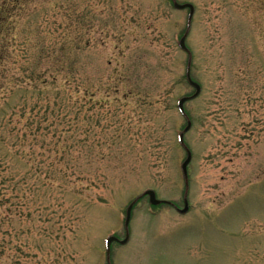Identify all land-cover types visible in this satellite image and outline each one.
Segmentation results:
<instances>
[{
    "label": "rangeland",
    "instance_id": "rangeland-1",
    "mask_svg": "<svg viewBox=\"0 0 264 264\" xmlns=\"http://www.w3.org/2000/svg\"><path fill=\"white\" fill-rule=\"evenodd\" d=\"M177 1L195 6L186 46L202 85L185 104L186 145L178 102L195 92L180 47L189 8L173 0H0V35L2 22L13 30L10 57H2L0 38V109L1 79L22 81L13 97L26 111L44 98L33 75L79 81L71 89L76 108L44 98L60 102L50 122H67L61 138L73 152V163H63L69 192L48 196L56 209L48 221L28 217L33 195L24 184L17 193L31 207L21 206L12 224L4 220L0 114V264H109L107 238H125L127 207L149 188L176 205L142 198L129 242L112 245L111 264H264V0ZM185 146L193 158L190 207L181 213ZM26 161L16 162L20 174ZM75 170L81 178L71 184Z\"/></svg>",
    "mask_w": 264,
    "mask_h": 264
},
{
    "label": "trees",
    "instance_id": "trees-1",
    "mask_svg": "<svg viewBox=\"0 0 264 264\" xmlns=\"http://www.w3.org/2000/svg\"><path fill=\"white\" fill-rule=\"evenodd\" d=\"M3 23H1L0 38L1 55L5 58L6 56H11L9 44L12 40L8 37H11L13 30L12 28H9V30L4 29ZM46 50V47H41L38 50L37 61L34 65L35 71L44 61ZM43 76L44 73L41 72L33 75L30 83L34 82V91H37L36 89L39 87L38 81L45 87L43 88L44 90H39V95H44V98L46 93L51 94L52 98L54 95L61 96V105H66V108H76L78 106L79 99L73 100L74 96L71 90L74 89V82H77L75 90L79 89L78 79L64 78V80L57 76H53L50 79V77L43 78ZM10 83H13V85H10ZM21 83L22 81L18 78L11 80L1 79V206L3 202L8 206L9 214H6L4 220L6 222L9 221L10 224L16 220L14 217L19 209L22 208L21 206L26 207L27 205V207H31L26 204V200L23 204L17 193V191L24 189L22 184L26 185V189L33 195L34 210L29 212L28 217L33 220L48 221L56 213V209L53 208L55 203L51 199L49 201L48 196L55 191L63 194L69 192L70 181L68 179L70 175L64 173V164L69 167L73 163V160L67 157V154L71 155L73 153L70 150V145L61 138L66 136L64 129L67 122L62 121V118H54L61 122L59 124L50 122L51 114L55 106L60 104V102L55 100L52 102L51 99L47 101L38 97L37 102L30 111L19 108L14 102L13 94L22 89V86L19 87ZM49 85L52 86L51 89L48 87ZM13 86H16V88ZM62 95L67 96L68 102H65ZM69 113H72V111H69ZM66 133L70 135L71 129L66 131ZM51 138L54 139L53 142L48 141ZM31 140H42L43 150L37 152L36 147L33 146L34 141L31 144L27 143ZM28 146L29 149H27ZM72 148L75 150L77 146L73 145ZM21 158L27 159L26 164H23L27 170L23 174L16 170V162ZM71 178V184H77L81 174H78V170H75L72 172ZM2 223L1 213V226ZM8 231L11 233L10 230ZM21 246L27 248L24 250L31 248L27 244ZM1 249H3L2 244Z\"/></svg>",
    "mask_w": 264,
    "mask_h": 264
},
{
    "label": "water",
    "instance_id": "water-1",
    "mask_svg": "<svg viewBox=\"0 0 264 264\" xmlns=\"http://www.w3.org/2000/svg\"><path fill=\"white\" fill-rule=\"evenodd\" d=\"M174 5H175V7L177 9L190 8V10H191V13H190V21L192 20V17H193L194 12H195V7H194L193 4H191V3H179L177 1H175L174 2ZM187 35H188V32L185 34V36L181 40V47L183 49H185V50H188V48H187V46L185 44ZM187 78H188L189 83L196 89V92L193 95H191V96H185V97L181 98V100L179 101V108H180L181 112L184 115H186L185 106H184L185 103L187 101H189V100H192V99L197 98L201 94V92H202V86L192 78V75H191V66H189V68H188ZM191 126H192V122H191V120H189L188 121V126L185 128L184 132L180 136L181 142L183 144H184V136H185V133L190 130ZM187 152H188V157L184 161V163L182 165V168H183V172H184L185 177H186L187 182H188V165H189L190 161L192 160V152H191L190 149H187ZM147 195L149 196L150 202L153 205L173 204L171 201L159 199L157 197L156 191L153 190V189L147 190L142 196H140L138 199L134 200L128 206V209H127V216H126V221H125V225H126V228H127V235H126L125 239L121 240L117 236H111L107 240V249H108V257L109 258H110V254H111V245H112L113 242L117 241V242H120L122 244H126L129 241V239H130L129 225H130V221H131V217H132V210H133L134 206L136 205V203L138 202V200L141 197L147 196ZM188 209H189V201H188V198L186 197L185 198V208L184 209H180V211L182 213H185V212L188 211Z\"/></svg>",
    "mask_w": 264,
    "mask_h": 264
}]
</instances>
